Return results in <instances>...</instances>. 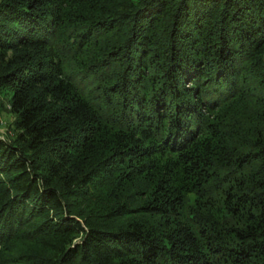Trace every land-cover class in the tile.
Instances as JSON below:
<instances>
[{"label": "trees", "instance_id": "trees-1", "mask_svg": "<svg viewBox=\"0 0 264 264\" xmlns=\"http://www.w3.org/2000/svg\"><path fill=\"white\" fill-rule=\"evenodd\" d=\"M0 264H264V0H0Z\"/></svg>", "mask_w": 264, "mask_h": 264}, {"label": "rangeland", "instance_id": "rangeland-1", "mask_svg": "<svg viewBox=\"0 0 264 264\" xmlns=\"http://www.w3.org/2000/svg\"><path fill=\"white\" fill-rule=\"evenodd\" d=\"M13 117L10 113V107L7 101H2L0 105V138L9 139L12 136L10 124Z\"/></svg>", "mask_w": 264, "mask_h": 264}]
</instances>
